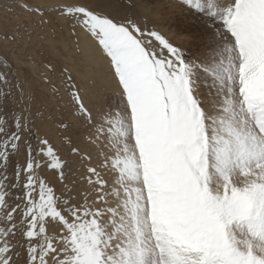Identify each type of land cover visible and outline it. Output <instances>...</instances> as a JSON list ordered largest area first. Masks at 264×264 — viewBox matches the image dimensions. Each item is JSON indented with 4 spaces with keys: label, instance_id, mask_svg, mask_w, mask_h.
<instances>
[{
    "label": "snow or ice",
    "instance_id": "6c2138e0",
    "mask_svg": "<svg viewBox=\"0 0 264 264\" xmlns=\"http://www.w3.org/2000/svg\"><path fill=\"white\" fill-rule=\"evenodd\" d=\"M174 2L207 18L202 58L146 18L82 0L7 6L39 27L65 21L76 53L81 33L92 40L116 93L90 95L68 66L53 82L44 63L43 84L81 129L67 145L83 174L68 184L66 145L39 130L41 109L0 61V264H264V0Z\"/></svg>",
    "mask_w": 264,
    "mask_h": 264
},
{
    "label": "rangeland",
    "instance_id": "374dc122",
    "mask_svg": "<svg viewBox=\"0 0 264 264\" xmlns=\"http://www.w3.org/2000/svg\"><path fill=\"white\" fill-rule=\"evenodd\" d=\"M45 2L58 4L63 0ZM83 2L114 19L121 21L127 18L134 19L141 27H144V18H146L149 26L154 25L156 30L174 45L195 54L198 59L202 58L207 48L210 36V33L205 31L207 18L190 8L181 9L174 0H107L106 3L101 4L93 0H83ZM11 3L12 0H4L0 3V61L6 57L12 62L15 79L31 93L32 111L41 109L33 117L39 130L47 133L57 147L66 145L63 148V155L70 161L72 175L65 183L71 184L74 179L79 181L83 170L80 163L68 151L71 145H67V136L71 135L75 139L81 129L75 126L73 118L67 111L61 113L53 91L43 84L41 77V73L44 72L43 65L46 62L55 65L56 74L51 75L53 82L59 81V72L63 67L68 66L78 80L90 86V95L99 93L111 97L115 95L116 89L111 81L107 60L94 42L83 33L79 36L81 51L76 53L74 51L76 37L71 35L70 27L65 21H57V24L52 26H36L19 10H16V15L9 12L7 6ZM22 20L27 23V30ZM17 27L20 29V34L15 42L3 39L4 32L15 31ZM93 84L95 87H91ZM93 99H95L94 95ZM59 119L73 122V129L68 133L57 131L54 121ZM47 178L55 185L58 192L63 188L54 174L48 173ZM85 187L86 185L81 182V189Z\"/></svg>",
    "mask_w": 264,
    "mask_h": 264
},
{
    "label": "bare ground",
    "instance_id": "6f19581e",
    "mask_svg": "<svg viewBox=\"0 0 264 264\" xmlns=\"http://www.w3.org/2000/svg\"><path fill=\"white\" fill-rule=\"evenodd\" d=\"M45 1H50V0H45ZM93 1H95L96 3L98 2V3H106L107 2V0H93ZM82 2H83V0H82ZM98 5V4H97Z\"/></svg>",
    "mask_w": 264,
    "mask_h": 264
}]
</instances>
